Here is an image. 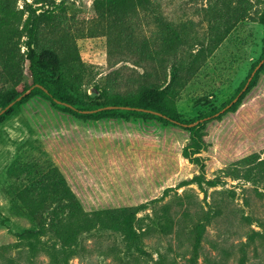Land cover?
I'll use <instances>...</instances> for the list:
<instances>
[{"label": "rangeland", "instance_id": "obj_1", "mask_svg": "<svg viewBox=\"0 0 264 264\" xmlns=\"http://www.w3.org/2000/svg\"><path fill=\"white\" fill-rule=\"evenodd\" d=\"M54 1L65 11L41 45L76 48L86 102L94 86L112 96L163 87L177 67L174 117L196 121L238 93L264 51L261 0H250L246 21L226 18L222 43L216 11L237 0H136L104 18L95 0ZM15 2L21 10L32 0ZM24 74L17 92L31 85L27 64ZM196 136L200 150L181 128L83 120L31 97L0 124V264H264V75L235 113L211 117ZM42 175L64 179L87 214L143 207L132 247L109 230L79 235L71 250L41 235L15 196Z\"/></svg>", "mask_w": 264, "mask_h": 264}, {"label": "trees", "instance_id": "obj_2", "mask_svg": "<svg viewBox=\"0 0 264 264\" xmlns=\"http://www.w3.org/2000/svg\"><path fill=\"white\" fill-rule=\"evenodd\" d=\"M48 1L49 6L46 4ZM131 1L136 0H95L94 7L100 14L104 12L102 15L104 18L106 13L115 12ZM261 3L263 10L258 14V23L264 28V0H261ZM45 6L47 9L44 8ZM251 10L250 0H237L234 11L229 9L216 11L215 21L219 23L213 29L211 28L212 32H220L217 33L216 40L222 43L224 38L230 34L232 29L226 21L230 14L236 16L239 24L248 19ZM64 11L63 3H55L54 0H32L31 3L26 2L21 10L16 7L15 0H0V112L10 104L15 103L0 116V124L8 119L20 105L28 102L31 97L40 96L49 101L56 109L83 120L135 117L181 128L192 134L190 148L200 150L201 138L196 134L204 129L207 120L216 116L234 101L262 61V66L255 73L246 91L226 113H235L240 107L243 97L255 85L260 74L264 75L263 51L260 61L252 68L246 82L218 113H211L207 117L190 122L181 121L174 117L177 96L175 89L178 78L177 67H174L171 72L170 82L163 87H143L134 95L112 96L99 86H94L92 92L95 100L86 102L83 100L85 95L79 85L83 74L81 67L79 68L80 56L76 48L63 46L61 50L56 51L52 46L41 45V36L45 25L60 23L61 14ZM221 29H223L222 32ZM22 48H24L23 53ZM26 64L31 77V85L28 87L25 85L22 92H17L16 88L26 82L24 74ZM35 86H39L41 89L34 88L28 96L16 102ZM57 102L69 107L59 105ZM106 107L119 109L87 115L82 113L97 111ZM120 108L147 110L159 113L161 116L137 110H121ZM195 123H197L196 126L190 127ZM253 172L247 171L245 179L249 181ZM259 173H264V169ZM50 178L49 175L38 176L15 196L20 207L30 218L39 219L38 232L41 235L51 234L63 249L71 250L77 244L79 235L95 230H109L123 235L126 247L128 249L132 247L135 239V218L143 207L87 214L76 202V195L67 186L64 179L52 182ZM209 184L214 187L217 182L212 181Z\"/></svg>", "mask_w": 264, "mask_h": 264}, {"label": "water", "instance_id": "obj_3", "mask_svg": "<svg viewBox=\"0 0 264 264\" xmlns=\"http://www.w3.org/2000/svg\"><path fill=\"white\" fill-rule=\"evenodd\" d=\"M263 64V61L258 65V67L254 70V72L252 73V75L250 76L249 80L247 81L244 89L241 91V93L234 99V101L232 103H230V105H228L226 108H224L220 113H218L216 116H219L220 114H223L225 113L230 107H232L238 100L239 98L241 97V95L246 91V89L248 88L250 82L252 81L255 73L259 70V68L262 66ZM40 88L39 86H35V87H32L27 93H25L22 97H20L19 99H17L16 102H19L23 97H25L26 95L30 94L32 92V90L34 88ZM41 89V88H40ZM15 103H12L10 104L7 108H5L3 111L0 112V116H2L5 112H7ZM57 104L59 105H64V106H67L63 103H60V102H57ZM69 107V106H67ZM114 109H119L117 107H106V108H103V109H100V110H97V111H90V112H82L83 114L87 115V114H94V113H97V112H100V111H105V110H114ZM121 110H127V111H130V110H137V111H141V112H146V113H150V114H153V115H156V116H161V114L159 113H155V112H152V111H147V110H140V109H131V108H120ZM194 125H191L190 127H192Z\"/></svg>", "mask_w": 264, "mask_h": 264}]
</instances>
